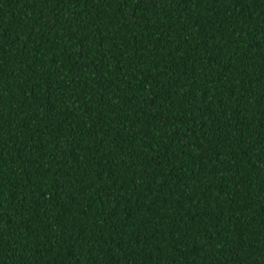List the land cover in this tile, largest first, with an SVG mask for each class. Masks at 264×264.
Returning <instances> with one entry per match:
<instances>
[{
  "label": "trees",
  "instance_id": "1",
  "mask_svg": "<svg viewBox=\"0 0 264 264\" xmlns=\"http://www.w3.org/2000/svg\"><path fill=\"white\" fill-rule=\"evenodd\" d=\"M0 264H264V0H0Z\"/></svg>",
  "mask_w": 264,
  "mask_h": 264
}]
</instances>
